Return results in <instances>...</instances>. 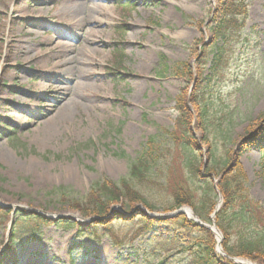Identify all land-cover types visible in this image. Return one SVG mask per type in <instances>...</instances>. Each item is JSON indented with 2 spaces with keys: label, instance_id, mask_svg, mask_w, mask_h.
<instances>
[{
  "label": "rangeland",
  "instance_id": "obj_1",
  "mask_svg": "<svg viewBox=\"0 0 264 264\" xmlns=\"http://www.w3.org/2000/svg\"><path fill=\"white\" fill-rule=\"evenodd\" d=\"M106 1L112 21L103 34L105 59L94 82L106 96L101 104L104 107L92 111L81 104L68 116L58 118L62 92L55 93L52 86L41 90V72L51 68L58 56L65 61L71 53L39 54L46 52L51 39L75 31L76 20L56 15L62 5L59 0L45 1L41 11L28 9L26 0H0V129L13 132L12 137L0 134V204L12 206L13 211L8 219H0V253L8 248L11 224L13 227L21 218V210L83 222L79 213L69 210L51 191L65 186L84 196L104 178L118 183L129 176L132 160L150 136L160 135V127L172 131L178 116L176 97L194 82L164 73L162 57L168 66L190 62L195 67L197 55L206 54L200 60L207 79L203 91L210 108L209 142L202 141L203 132L195 126L196 144L202 148L204 163L211 147L220 169L228 150L250 141L252 146L240 161L251 198L264 208V0H247L244 27L229 28L216 41L209 25L215 24L218 0ZM28 18L34 28L23 34ZM134 22L139 27L131 40L128 28ZM14 37L34 51L20 79L15 78L20 60L15 55ZM69 42L80 46L76 37ZM97 95L92 91L88 97L98 99ZM170 150L158 168L165 175L170 172L167 179L172 185L182 169L178 150ZM205 188L196 186L198 198ZM217 194H211L216 203ZM145 196L157 214L171 202L170 192L162 187L147 191ZM113 209L126 219L132 211L120 206ZM103 220L109 221L110 214ZM138 227L136 222L117 221L111 225L115 240L101 233L78 240L75 230L39 224L31 230L37 229L40 241L18 246L13 259L4 264L189 262L178 246L152 234L140 236ZM76 241L81 245L70 252ZM23 249L28 255L22 259Z\"/></svg>",
  "mask_w": 264,
  "mask_h": 264
},
{
  "label": "trees",
  "instance_id": "obj_2",
  "mask_svg": "<svg viewBox=\"0 0 264 264\" xmlns=\"http://www.w3.org/2000/svg\"><path fill=\"white\" fill-rule=\"evenodd\" d=\"M246 1L218 0V7L213 14L215 24L209 25L215 41L224 37V31L229 28L244 27L247 17ZM205 57L206 54L202 56L198 54L195 67L190 62L168 66L166 59L162 57L164 73H171L187 82L193 81L194 84L185 86L176 97L175 110L178 116L172 131L160 127V135L150 136L147 139L132 160L128 177L122 178L118 183L104 178L94 183L84 196L73 188L65 186L56 187L51 191L67 205L69 210L78 212L85 219L92 217L98 219L88 223H77L71 219H47L21 210V218L12 228L8 248L0 254V264L12 260L18 246L40 241L37 229L31 230L39 224L75 230L78 240L96 238L99 233L115 240L111 234V225L122 220L136 222L140 236L152 234L159 240L178 246L180 253L189 256L190 260L187 264H232L216 254L217 242L214 235L182 214L158 219L137 210L126 219L124 215L115 211L112 212L109 221L103 220L109 214L111 207L116 205L130 210L141 204L149 212H155L156 207L147 201L145 195L147 191L162 187L170 192L171 198L170 204L165 205L162 213L189 206L201 220L209 222V216L213 213L216 204L211 198L216 179H218L217 188L223 197V205L215 218L216 225L223 235V251L230 257L264 264V208L251 198L247 186L248 177L240 161L244 152L252 146L250 141L245 140L228 150L226 159L222 163L223 167L220 169L216 164L214 151L209 146L208 164L203 171V155L201 148L196 144L194 126L203 132L202 141L208 143L206 132L210 108L203 91L204 82L207 80L203 71L205 64L200 60ZM219 58V54L215 56V65ZM12 133L10 129L4 133L0 129V134L12 137ZM171 148L178 150L181 164L179 167L182 169L180 177H175L172 185L167 179L170 172L165 175L158 168L159 164L166 160ZM197 185L206 187L200 198L195 194ZM11 214L12 210L0 207V219H8ZM79 245L80 242L76 241L70 252Z\"/></svg>",
  "mask_w": 264,
  "mask_h": 264
},
{
  "label": "bare ground",
  "instance_id": "obj_3",
  "mask_svg": "<svg viewBox=\"0 0 264 264\" xmlns=\"http://www.w3.org/2000/svg\"><path fill=\"white\" fill-rule=\"evenodd\" d=\"M26 1L28 9L32 8L34 11H41L45 5L44 2L47 0ZM59 2L62 5H60L59 14L57 13L56 15L60 18L69 17L68 21L76 20L75 31H66L65 35L67 36L62 35L54 40L51 39L50 43H48V48L45 50L46 52L39 54L44 57L52 51L57 55L62 54L63 56L64 53H71V57L65 61H60L58 56V61L51 68L46 67L41 72V90L45 91L52 86L55 93L62 92V97L60 98L62 102L59 101L61 107H59L57 114L58 118L68 116L73 107L81 104H84L87 109L92 111H97L104 107L101 104L105 101L106 96L100 93L103 89L95 85L94 82L100 76L97 71L98 67L105 59L102 55L104 48H106V39L103 34L112 21L111 11L106 0H59ZM30 18L25 22V26L22 29L23 34L34 28ZM138 27L137 22H134L128 28L131 33V40L135 39L134 31ZM74 37L78 38L79 48L69 42ZM14 43L15 55L20 60V64H17L15 70V78L20 79L25 70L24 65L32 59L34 51L28 49L23 40L18 37H14ZM75 48L76 52L74 51ZM92 91L99 93L96 97L98 99L88 97L92 95ZM94 117L96 118L97 114L94 113ZM184 211L187 216L192 217V212L189 208L184 209ZM20 252L19 258L23 259L28 255L25 249Z\"/></svg>",
  "mask_w": 264,
  "mask_h": 264
},
{
  "label": "water",
  "instance_id": "obj_4",
  "mask_svg": "<svg viewBox=\"0 0 264 264\" xmlns=\"http://www.w3.org/2000/svg\"><path fill=\"white\" fill-rule=\"evenodd\" d=\"M1 207L3 208H12V206H6V205H0ZM137 208H140V207H137ZM141 209V208H140ZM142 211H144L148 216L152 217V218H168V217H173V216H176L178 214H184L187 216L186 212L184 211V209H180L176 212H173L171 214H165V215H157V214H153V213H149L147 210L145 209H142ZM219 209H215L214 213L212 214V216H210V219H211V224L210 223H207V222H203L201 221L194 213H192V217H188L189 220L195 222L198 226L200 227H203V228H206L208 230H210L216 237L217 241H218V245H217V252L219 254H221L222 256H225V257H228L226 256V254L223 252L222 250V246H221V243L223 241V237L221 235V232L219 231V229L217 228L216 224H215V221H214V218L216 216V214L218 213ZM32 212H35L37 214H40V215H44L40 212H37L35 210H32ZM134 211H132L133 213ZM130 213V215L132 214ZM45 217H48V218H51V219H56V218H64L65 216H61V215H58V216H49V215H44ZM91 220H94L93 219H90ZM234 264H252L251 262L248 263L247 261L243 262V261H239L235 258H231V257H228Z\"/></svg>",
  "mask_w": 264,
  "mask_h": 264
}]
</instances>
